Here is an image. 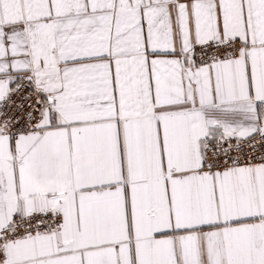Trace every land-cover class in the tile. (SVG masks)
I'll return each instance as SVG.
<instances>
[{
  "label": "snow or ice",
  "instance_id": "snow-or-ice-1",
  "mask_svg": "<svg viewBox=\"0 0 264 264\" xmlns=\"http://www.w3.org/2000/svg\"><path fill=\"white\" fill-rule=\"evenodd\" d=\"M0 264H264V0H0Z\"/></svg>",
  "mask_w": 264,
  "mask_h": 264
}]
</instances>
